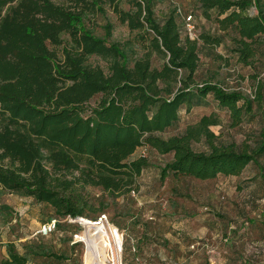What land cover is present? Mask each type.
Returning <instances> with one entry per match:
<instances>
[{
    "label": "trees",
    "instance_id": "obj_1",
    "mask_svg": "<svg viewBox=\"0 0 264 264\" xmlns=\"http://www.w3.org/2000/svg\"><path fill=\"white\" fill-rule=\"evenodd\" d=\"M98 1L147 40L130 66L118 44L81 25L83 12ZM117 1L0 0V192L30 197L62 217L83 218L87 199L75 187L126 188L147 165L145 157L129 158L137 147L171 154L159 169L161 181L238 176L264 156V127L254 146L222 143L209 129L220 124L213 112L178 134L159 136L176 124L181 107L188 112L207 95L226 111V128L241 125L253 104L262 102L264 82L255 81L250 98L215 83H196L197 39L180 35L177 14L169 11L158 20L150 0H131L128 9ZM196 1L203 18L230 33L237 60L250 65L264 43V0ZM197 38L208 46L221 41L204 32ZM152 52L161 57L159 67L150 66ZM90 54L107 60L105 72L86 63ZM95 95L98 100L89 105ZM196 143L205 149L195 151ZM0 264H26V256L8 246Z\"/></svg>",
    "mask_w": 264,
    "mask_h": 264
},
{
    "label": "rangeland",
    "instance_id": "obj_2",
    "mask_svg": "<svg viewBox=\"0 0 264 264\" xmlns=\"http://www.w3.org/2000/svg\"><path fill=\"white\" fill-rule=\"evenodd\" d=\"M130 1L118 0L117 4L128 9ZM150 2L156 19L162 20L173 11L180 35L197 39L196 83H215L252 97L255 81L264 82V43L250 65H244L232 50L230 33L218 30L215 22L203 18L196 0ZM249 10L255 13L253 7ZM187 14L189 20L185 19ZM81 25L104 42L118 44L129 66L131 59L145 50L146 38L142 40L138 30H129L120 23L106 2L98 1L87 8ZM202 32L220 35V43L203 45L197 38ZM61 39L63 44H70L66 33H61ZM160 62L161 57L152 52L150 66L159 67ZM86 63L106 71L107 60L103 57L90 54ZM98 98L93 96L89 105ZM210 112L220 121L209 126L220 142L246 141L250 146L257 143L264 127V98L260 104H253L247 121L226 128V111L207 95L201 106L188 112L181 107L176 124L159 136L178 134L185 125ZM192 148L205 149L201 143L192 144ZM138 156L145 157L147 165L127 189L111 192L89 185L75 187L87 199L82 218L85 223H77L76 217L59 216L49 205L30 197L0 192V260L12 246L14 252L26 256V264H264V156L249 163L238 176L219 175L208 180L168 176L162 181L159 169L170 161L171 154L160 155L140 146L129 158ZM100 213L122 234L119 252L115 246L113 250L107 228L91 223ZM48 220L54 221V229L38 235V226Z\"/></svg>",
    "mask_w": 264,
    "mask_h": 264
},
{
    "label": "built area",
    "instance_id": "obj_3",
    "mask_svg": "<svg viewBox=\"0 0 264 264\" xmlns=\"http://www.w3.org/2000/svg\"><path fill=\"white\" fill-rule=\"evenodd\" d=\"M190 18V14H187L185 16V19L186 20H189ZM91 223L93 226H100V227H105L107 228L108 230V236H109V240L114 242L112 243V248L114 250V246L116 248V251L119 252L122 248V234L119 232V230L114 227L113 225H111L107 218H106V215L103 214V213H100L96 216L95 219L91 220ZM54 229V221L53 220H50V221H47V222H44V223H41L37 230H36V233L38 235H46L48 233H50L52 230Z\"/></svg>",
    "mask_w": 264,
    "mask_h": 264
},
{
    "label": "bare ground",
    "instance_id": "obj_4",
    "mask_svg": "<svg viewBox=\"0 0 264 264\" xmlns=\"http://www.w3.org/2000/svg\"><path fill=\"white\" fill-rule=\"evenodd\" d=\"M79 221H81L82 223H85V220H83L82 218H76V222L81 224ZM103 228H105V227H103ZM100 235H101V237H104L102 234H100ZM77 239L80 240L79 237Z\"/></svg>",
    "mask_w": 264,
    "mask_h": 264
},
{
    "label": "water",
    "instance_id": "obj_5",
    "mask_svg": "<svg viewBox=\"0 0 264 264\" xmlns=\"http://www.w3.org/2000/svg\"><path fill=\"white\" fill-rule=\"evenodd\" d=\"M76 218H80V217H76ZM76 218H75V219H76Z\"/></svg>",
    "mask_w": 264,
    "mask_h": 264
}]
</instances>
